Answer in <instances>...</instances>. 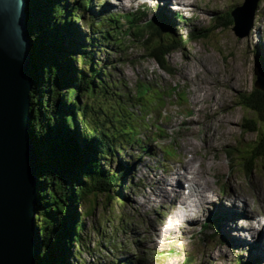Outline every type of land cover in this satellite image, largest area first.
I'll return each instance as SVG.
<instances>
[{"label":"rangeland","instance_id":"rangeland-1","mask_svg":"<svg viewBox=\"0 0 264 264\" xmlns=\"http://www.w3.org/2000/svg\"><path fill=\"white\" fill-rule=\"evenodd\" d=\"M153 1L92 0L88 8L90 12L82 15L83 21L71 27L75 26V32L80 36H90L91 20L94 19L95 23L108 13H136L145 7L146 17H140L139 22L143 25L159 12L166 16V11L171 32L183 45L171 52L161 66L147 57L148 48L141 39L136 41L131 37L122 40L123 47L114 48L112 45L115 42L109 41L93 53L98 68L106 69L104 73L106 80L113 85L111 89L121 95V100H117L120 101L119 105L129 108V113L124 110L120 113L118 109L116 112L109 110L108 116L100 110L99 127H107L116 132V127L108 123L111 119L117 127L125 130L128 127L134 132L137 130L136 125L147 123L152 126L155 137V129L163 130L165 137L153 138L151 131L138 132L142 138L145 135L147 138L152 137L147 148L157 157V161L141 155L138 148H129L130 151H125L124 155L119 154L109 161V169L114 172L121 165L130 166L131 171L120 181L121 194L125 196L126 203L119 209V213L123 214L126 228L115 230L107 221H100L105 204L99 201L91 217L85 222L82 220L86 229L80 234L81 245L73 243L69 248L70 254H63L61 264H126V259L130 261L128 264H237L238 261L253 260L252 254L246 251L245 242L242 245L231 243L233 247H227L225 238V241L219 236H202V239L193 234L204 223L208 228L201 231L207 236L213 232V228L221 226V223H216L212 211L216 207L212 206L215 205V195L222 198L220 195L223 192L230 194L228 201L239 196L237 202L243 207L239 208L237 202L234 204L237 209L235 212L238 213L235 220H230L231 229L233 226L237 229L233 233L238 238L231 231V235L236 237L234 239H239V236L243 240L252 239L251 230L258 229L264 222V175L260 169L250 171L245 166L249 158L246 151L259 139L255 132L246 130V122H261L263 119L256 111L237 105L240 96L246 95L253 88L257 80L255 69L264 79V0H258L251 23L248 24L246 19L243 21L240 29V33L244 34L242 38L235 35L226 15L241 6L244 0H172L171 9L166 5L167 9L164 10V4ZM176 15L179 18L174 17ZM217 17L223 18L218 19V24ZM124 23L121 19L122 29L126 26ZM202 29H206L205 37L190 39L189 33L192 30L196 34ZM144 31L147 32L146 29ZM62 35L66 38L65 33ZM73 65L77 67L76 62ZM143 87L160 92L161 99L156 103H150L149 99L142 103L143 100L137 97L143 93ZM200 88L205 92H200ZM194 95L200 99L199 104L194 102ZM86 99L83 97L81 102ZM93 103L95 108L100 106L107 109L106 103L100 99H95ZM78 127L82 129L81 124ZM260 128L264 131V123L261 122ZM118 138L116 147L126 145L124 140L127 138ZM158 142L173 148L179 159L165 163L161 151L156 147ZM188 159H194L193 165L199 170L203 169L206 179L216 192L206 191L207 211L199 218L191 212L192 220L172 216L179 201L174 192L176 182L168 179L163 171L153 169L155 161L160 162L162 167L172 168L174 172H182ZM102 166L108 169L103 163ZM185 177L181 173L176 181L183 184ZM137 179L139 187L128 190V182ZM186 197L189 199L191 195L187 193ZM245 199L248 203L246 208L243 203ZM221 207L218 211L225 208ZM117 211L107 213L114 217V221H121ZM245 214H252V218H247ZM229 228L226 226L218 230L222 235H227ZM99 232H103L102 237ZM253 235H257V232ZM257 244H260V239ZM249 246L254 247L252 244ZM138 248L142 252L137 253ZM252 264H264V259Z\"/></svg>","mask_w":264,"mask_h":264},{"label":"trees","instance_id":"trees-1","mask_svg":"<svg viewBox=\"0 0 264 264\" xmlns=\"http://www.w3.org/2000/svg\"><path fill=\"white\" fill-rule=\"evenodd\" d=\"M91 2L26 0V28L32 74L30 135L39 157L35 208L39 252L36 264H61L63 254L69 252L73 243L81 245L80 234L86 229L83 222L91 217L99 201L105 204L100 221H107L115 230L126 228L123 214L119 213V209L126 203L125 196L121 194L120 181L128 174L130 167L121 165L114 172L108 166L109 161L124 154L122 148L116 147V143L119 142L120 133L126 130L115 126L111 119L108 123L117 127V132L107 127L100 128L98 113L101 110L108 116L109 110L116 112V109L120 113L123 110L129 113V108L119 105L120 101L117 100H121V95L111 89L113 85L106 80V69H99L93 58V53L109 41L115 42L112 45L114 48L123 47L121 40L117 39L120 35V18L119 15L107 14L99 22L94 23L93 19L90 22V36L78 35L75 26L71 27L83 21L82 15L89 11ZM231 13L226 17L233 25ZM159 17L166 26L161 14ZM123 18L127 25H131L128 26L129 34L137 40L141 39L148 48L147 57L160 66L164 65L171 52L183 45L162 24L149 23L148 28L144 27L147 33L144 28L138 27L136 19L133 20L131 15ZM219 18L223 20L217 17V24ZM205 34L206 29L196 34L192 31L190 39L202 38ZM74 62L77 67L73 65ZM142 91L137 97L143 100L142 103L147 99L152 103L153 95L161 99L160 92L146 87ZM83 97L87 99L81 102ZM95 99L106 103L107 109L100 106L95 108ZM239 99L237 105L240 108L256 111L262 115L261 122L264 123V91L253 87ZM261 122H246V130L255 132L259 139L256 138L246 151L249 158L245 166L250 171L260 169L264 175V131L260 130ZM78 124H81L82 132ZM125 134L132 136L131 132ZM166 153L175 157L172 149ZM102 163L108 169H104ZM127 187L131 190L129 184ZM116 209L121 221H114V217L107 213ZM99 234L103 236V232Z\"/></svg>","mask_w":264,"mask_h":264},{"label":"water","instance_id":"water-1","mask_svg":"<svg viewBox=\"0 0 264 264\" xmlns=\"http://www.w3.org/2000/svg\"><path fill=\"white\" fill-rule=\"evenodd\" d=\"M258 0H244L231 15L238 38ZM26 0H0V264H36L39 157L30 135L32 74ZM248 28V27H247ZM260 70V69H259ZM254 88L264 91L255 69Z\"/></svg>","mask_w":264,"mask_h":264},{"label":"bare ground","instance_id":"bare-ground-1","mask_svg":"<svg viewBox=\"0 0 264 264\" xmlns=\"http://www.w3.org/2000/svg\"><path fill=\"white\" fill-rule=\"evenodd\" d=\"M179 1H183V0H179ZM153 2H160V3L164 4V5H167L170 8H171V5H172V0H154ZM199 91L200 92L201 91L205 92L201 88L199 89ZM194 93H196V91ZM203 96H205V93H204ZM199 101H200V99H197L196 96H195L194 102L197 104ZM218 139L220 140V137ZM184 145H186V144H184ZM185 149H186V147H185ZM193 160L194 159H188L185 162V164L183 165V167H182L183 168L182 169L183 171L182 172L180 171L182 173L183 177H185V176L190 177V178H188V177L186 178L185 177L184 180H183V184H182V182L181 183H178V181H176V179H178V176H181V173L180 172H178V171L177 172H174L172 170V168H169L168 170H166V175L168 176L167 178L168 179H171L172 181L175 180V182H176L175 185H174L176 191H174V192L176 193V196L179 198V201L177 202L179 206H175L174 205L175 208L173 209L172 216L178 217V218H181V219H184V220H190V218H191L190 216L192 215V213H193L194 216H196L197 218H199L203 212L207 211V209H205V205L208 204V199H207V197L205 195L206 191H211L212 193H215L216 194V192L214 191L215 188H213V185H211L209 183V181L206 179V177L204 175L203 169L202 170H199L197 167H195L193 165V163H194ZM214 175H216V174L214 173ZM184 183H185V185H184ZM188 183L190 184V186L188 185ZM163 185H164V183H163ZM165 185H167V184H165ZM185 186L189 189L188 194L191 195V198L189 197V199L186 197L187 194L185 193V189H184ZM220 196L222 198L216 197V195H215V199H216V200L214 199L215 200L214 201L215 202V205H213L212 208L216 207L215 209L217 211L218 208H220L221 206H224L225 208L222 211H220V209H219V211H217V212H222L220 214V216L223 217V221L224 222H226L227 224H229L230 223V220L231 221L235 220L234 218L238 215V213L235 212L237 209L234 206V204H235V202H237L240 199H237V198H239V196H235V199L233 201H228L231 196H230V194L224 193V192ZM243 203H244V207L246 208V206L248 204L247 203V200L245 199L243 201ZM241 208H243V207H241ZM245 216L247 218H249L251 216V218H252V214L251 215L250 214H245ZM169 219L172 220L171 218H169ZM191 220H192V218H191ZM243 226H244V224H243ZM170 228H172V227H170ZM238 230L239 231H242L240 229H238ZM256 232H257V235H253L252 240L254 241L253 244H255V246H259V244H257L258 243V239H260V244L264 242V239L262 240L261 235L258 234V231H256ZM240 237L241 236H239V239H238V242H237L239 244L241 242H243L242 239H240ZM244 241L246 242L248 240H244ZM263 255L264 254L261 252V256H263ZM257 256H259V255H257Z\"/></svg>","mask_w":264,"mask_h":264}]
</instances>
